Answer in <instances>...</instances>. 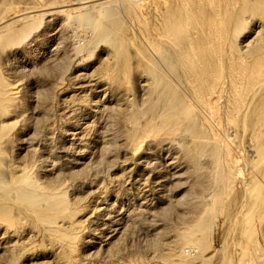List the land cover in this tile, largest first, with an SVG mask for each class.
Segmentation results:
<instances>
[{"label":"bare ground","instance_id":"bare-ground-1","mask_svg":"<svg viewBox=\"0 0 264 264\" xmlns=\"http://www.w3.org/2000/svg\"><path fill=\"white\" fill-rule=\"evenodd\" d=\"M33 1L0 0V59L1 55L4 52L6 53L9 47L12 48L11 52L17 56L20 47L28 42L25 34L33 28L31 24L23 26L20 19L6 21L5 15L12 11L16 4H23L28 7ZM59 1H63L64 4L61 6L58 4L56 8L53 7L54 9L47 17H53L54 21H58L62 16L65 18L77 15L79 16L77 22L80 21V25L81 23L83 24L82 20H80L81 16L86 21L84 24L87 23L88 26V23H90L89 27H92L91 32L88 33L82 30L85 31L83 34L70 29L72 34L67 36L74 37L76 33L80 34L76 41L73 40L70 43V53H72V59H74L75 63L73 64L74 69L72 76L66 75L62 81L58 82L61 91L63 90L65 93L64 96L66 98L70 97L73 103L79 107L78 114L74 113L76 117L78 115L83 120H86L85 123L80 121H74L71 124L66 123L70 127L69 131L72 132V142H78L79 150H81V147L83 149L78 152L77 156H82L83 159L91 147L90 143L92 141L89 143L88 139L86 140L89 132L87 127H90L89 125L94 120L90 118L96 117L101 107L111 104L112 99L118 109L122 108V106L125 107V105L129 108L130 106L135 107L128 95L137 88L135 83L136 79L138 80L139 78L140 89H138L141 91L140 95L141 93L143 94L144 99L140 100L142 101L141 103L137 101L139 96L137 97L138 99H135L138 106H143L141 111L145 121L141 122L143 120L141 115L140 121L137 120L135 124L132 121L134 127L128 133V140H126L132 149L130 152L131 157L139 162L142 159H146L148 156L145 152H142L144 142L159 131L165 130L172 134L174 140L182 144L181 146L179 145L180 152L182 148L187 146L191 148V146H195L200 141L202 146H196L194 153L198 157L202 155L203 158L213 163V166L215 165L214 171L221 166L222 179H224L221 193L229 199V203L226 206L228 209L227 231L224 240L222 238L221 247L217 248L214 255L208 259L209 264H238V257L243 253L254 256L246 259L244 264H255L257 261L264 263V235L262 229L264 223V0ZM118 11L128 14L129 17L124 19L132 18L134 23L138 24L145 33L148 32L147 25L152 23L155 32L152 45L155 47L156 59L160 61V64L152 59L146 64L143 61H137L138 58H136L137 62L134 63L135 55H133L132 49L130 50L127 47V41L110 36L112 34L109 31L111 28H105L103 26L104 23L101 22L106 19H113V16ZM31 12L34 13L35 11ZM249 14H252V16H247ZM257 14L260 16L257 17ZM21 16L25 24H29L38 15L37 13L35 15L24 13ZM244 21L247 22V25H250L252 30L244 32L246 34L241 35V37L239 33L245 29ZM70 22L72 23V21ZM51 23L53 24V22ZM101 24L103 25L100 28ZM98 27L101 33L96 32ZM113 27L116 28L117 24L116 26L113 25ZM62 30V27L57 30H50V34L48 33L50 36L48 38L49 43L59 45L63 42L65 31L63 32ZM38 36L40 35H36L34 39L29 41H36ZM100 45L107 48V56L104 65L102 64L103 66L97 73L98 75H95L94 72L90 71L93 64L82 62V57L86 54H92L95 48ZM52 48L54 50V47ZM7 87L6 79L0 73V252L3 251V254H0V264H20V252L35 246V241H33L34 231L32 229L39 228L37 236H42L41 239H43L44 235L41 233H44L45 225H48L52 240L55 243L54 245H56L54 249L58 255L54 264H93L88 259L92 255L93 250L97 247L98 250H102L104 246L106 248L111 247L114 245L115 238L123 232L121 227H113V220L109 212L111 208H108L109 205L107 203L108 191L98 189L90 200V214L88 213L90 224L88 230H86L85 246L83 245L85 255L81 256L85 258L76 259L74 252L79 250V245L77 246L78 243L76 244V242L78 241L75 240L78 236H74L72 232L76 225H74L72 219L75 207L64 199L62 186L56 185L58 182L54 183L56 185L54 186L45 182L35 181L29 176L30 165H28V162L20 164L16 160L18 163H9L6 161L7 157L4 158V146L7 141L10 142L9 133L11 128V123H6L4 118L8 116L9 110L16 105L11 97L12 92ZM88 91L90 93L93 92L91 97ZM78 110L75 109V111ZM51 122L53 123V121ZM82 124L85 126L81 127V131L78 132ZM118 124L120 123L118 122ZM51 125L50 129L53 126ZM218 130L227 131V135H224L227 138L233 133V136L238 141V150L232 152L224 144L222 136L217 132ZM69 131L67 129L64 130L65 134L62 137L65 140L69 137ZM119 131L121 132V130ZM157 142L161 143L162 140ZM246 142L249 143V146ZM211 144L213 147H210ZM180 152L175 153L172 159H166L165 162L167 167L173 170V178L177 179L181 177L182 166L193 158L188 152L185 156L181 155ZM152 153L154 152L148 151V154ZM5 155L7 156V154ZM38 155L40 156V154ZM37 158L39 159L38 156ZM8 159L11 160L10 158ZM241 159L246 161L247 166L252 164L255 169L243 168L240 163ZM12 161L15 162L14 160ZM41 163L44 166L45 160H41ZM36 165L35 167H37ZM35 167L32 165L31 168L35 169ZM51 167L55 166L52 165ZM41 168L44 167L41 166ZM35 176L33 178H36ZM163 177L160 175V171L154 177L157 188L165 186ZM133 181L134 188L130 186L128 191L137 190L144 197L147 196L145 195L146 190L139 187L140 185L143 186L141 178L133 179ZM60 184L62 183L60 182ZM130 184L132 185V183ZM137 184L139 185L138 187L135 186ZM142 195H137L136 199L138 200ZM191 195L193 196L194 194ZM140 204H143V201ZM203 209L204 211L202 212H205V208ZM153 228L152 230H154L156 236L164 233L156 224ZM257 232L258 235H256ZM82 233L84 234V232ZM190 236L189 232L177 231L172 238L164 242L161 264H187L188 259H190L188 257L191 254H186L183 243L179 242V238L189 240ZM247 243H250L249 248L246 247ZM40 245L37 243V246ZM43 245L46 247V244ZM193 248L194 252L195 247ZM155 257V253L148 256L150 260ZM83 261L84 263H82ZM205 262L203 259L202 264H205ZM109 264L117 263L112 262Z\"/></svg>","mask_w":264,"mask_h":264},{"label":"rangeland","instance_id":"rangeland-1","mask_svg":"<svg viewBox=\"0 0 264 264\" xmlns=\"http://www.w3.org/2000/svg\"><path fill=\"white\" fill-rule=\"evenodd\" d=\"M58 4L61 6L64 4V2H60L59 0H34L33 3L30 4L31 6L28 5V7L27 5L16 4L14 9L9 12L10 14L7 13L5 15L6 21L20 19L23 26H27L30 24L33 25L32 30L34 32L31 30L27 32L28 34H25L28 42L27 44L25 43L20 47L17 56H15L11 52L12 48L9 47V49L7 48V52H4L5 54L3 53L1 55L0 59V73L6 79V83L8 85L7 88L12 92L11 97L16 104L9 110L8 116L5 117L6 119L4 118L6 123H11L9 133L10 142L7 141L4 146V158L7 157L6 161L9 163L19 162L20 164H26L28 162V165H30L28 170L29 176L35 181L45 182L50 185H54V183L58 182L56 183V185L62 186L64 199L73 207H75L73 210L72 219L74 225H76L73 229L74 231L72 232L74 236H78L75 240L78 241L76 242V244L78 243L77 246L79 245V252H74L76 259L85 258L81 256L85 255L84 239L87 234L86 230H88V226L90 224V221L88 220V216L90 214V200L98 189H103L102 191H108L107 203L109 206H107L108 208H111L109 209V212L111 219L113 220V227H121V230H123V232L121 231L122 234L115 238V241L113 243L114 245L108 247L109 249L104 246L102 247V250H98V247L95 249L96 251L93 250V253H91L92 255L90 256L91 258L87 257L93 264H109L112 262L117 264H161L164 242L172 238L173 234H175L177 231H185L191 234L189 240L179 238V242L183 243L186 254H191L188 257L190 259H188L187 264H202L203 259L204 261H206L205 264H209L208 259L214 255L217 248L221 247L228 225V209L226 208V206L229 203V199L221 193V189L224 185V179H222V170L220 169L221 166L218 167L216 171H214L215 165L213 166V163L209 162L206 158H203L202 155L199 157L195 155V147L202 146L200 141H198L195 146H191V148L188 146L186 148H182L180 152L179 145L181 146L182 144L177 140H174L172 134H169L165 130L159 131L156 135H153L145 140L144 146L147 149L143 146L144 149L142 152L146 153L148 159H142L141 162H139L131 157L132 155L130 154V152L132 149L131 147H129V142L126 140H128V133L133 130V125L135 124V122H137V120H141V108H143V106H138L137 101L139 102L140 100L144 99L143 94L141 93L140 95L141 91L139 90V78L138 80L136 79L135 83L137 87L135 91L137 90L136 92L138 94L134 91L131 94L129 93L128 95L130 101L132 100V104H134V106L137 108L135 109V107L133 108V106H130L129 108L125 105V107L122 106V108H119V111L113 99V103L111 102V104L105 107H101L102 109H99L97 116L90 118L91 120L94 119L91 124L92 126L89 125L90 127H87L89 134L87 133L86 140L88 139L87 141H89V143L92 141L90 143V146L92 148H89L88 153L86 154V156H84L83 159L82 156H77L78 152L83 149L81 147V150H79L78 142H72V132L69 131L70 127H68L66 123L71 124L74 121L85 123L86 120H83L82 117L80 118V116L78 115L76 117V114L74 113L76 112L78 114L79 107L73 103L70 97L66 98L64 96L65 93L63 92V90L61 91L58 82L62 81L66 77V75L72 76L73 73V64L75 63L74 59H72V53H70V43L73 40L76 41L77 37H79L78 35L85 33V31L86 33L91 32L92 27H89L91 25L90 23H88V26L87 23L84 24L86 21L80 16V20H82L81 22H83V24L81 23V25L83 26H81L80 21L77 22V19L79 18V16L77 15H72L65 18L64 16H62V18L58 21H54L53 17H47L54 8L58 7ZM31 11L35 12L33 13ZM41 11H44V13H42ZM24 13L28 15H35L37 13L38 16L36 19L30 21L29 24H25V22L22 20L23 17L21 16ZM252 14H249L247 16H252ZM115 15L113 16V19H111L112 22L110 19H106L105 21L103 20L101 23H104V25L101 24L100 28L102 27V25L107 29L111 28L109 30L112 33L110 34L111 37H117L127 41V47L130 50L132 49V53H134L133 55H135V61H133L134 63L137 61H143L147 64L152 59L156 63L160 64V61L156 59V52L154 50L155 47H153L152 45V41L155 38V32L152 23H149L147 25L148 32L145 33L140 29L138 24L134 23V20L132 18H129L132 20L124 19L125 17H129L128 14L118 11V13H116ZM256 16L259 17L260 15L257 14ZM119 17L120 19H118ZM69 20L72 21V23ZM125 20L127 22L126 24ZM108 21H110L111 23ZM113 21L117 22L113 24ZM51 22H53V24ZM128 22L131 23L129 24ZM61 23L63 24V26ZM75 23L79 24L76 25ZM243 23L246 29L249 24L247 25L246 21H244ZM116 24L117 27L112 28V26H116ZM60 27L63 28V32L65 31L63 34V42H61L59 45L49 43L48 38L50 37V30H57L60 29ZM128 27H130L131 30H129L130 28ZM70 29L81 33H76V36L74 37L67 36L68 34H72ZM245 29L239 33V36L246 34L244 32H250L252 30L250 28V25L247 30ZM96 32L101 33L99 27ZM35 33L36 35L39 34L40 36H38L37 40L34 42L29 41L34 39V37L36 36L34 35ZM66 43L68 44V46ZM56 46L58 47L56 48ZM52 47H54V50ZM98 47V49L95 48L92 54H86L82 57V62L93 64L90 71L94 72L95 75L104 65L107 56V48L103 45H100ZM136 58H138L137 61ZM89 91L88 93L91 97L93 92L90 93ZM135 98L138 100L136 101ZM141 102L142 101H140L139 103ZM75 109L78 111H75ZM11 110H14L13 113ZM131 117L133 120L130 119ZM144 119L145 118H143L141 122H144ZM51 121H53V123ZM132 121L134 122V124ZM118 122L120 124L122 123L121 126H119L120 124H118ZM49 124L53 125H51V129ZM84 126L85 125L82 124V126H80V128L78 129V132H80ZM124 127L125 129H123ZM65 128L69 131V137L68 139L66 138V140L62 137V135L65 134ZM119 130H121L122 133ZM217 132L222 136L224 144L228 146L232 150V152H234V150H238V141L233 136L232 132H230L232 133V135L228 138L224 136L227 135V131L218 130ZM161 140V143L157 142ZM93 142L97 143L94 144ZM171 144L173 147L171 146ZM212 144L210 145V147H213ZM246 144L248 145L249 143L246 142ZM175 150L177 151L175 152ZM148 151L154 153L148 154ZM178 152H180L183 156H185V154L188 152L193 157L192 160L187 161L186 164L182 166V171L180 173L182 179L181 177L179 179L173 178V170L169 169L165 164L166 159H172V157L175 156V153ZM5 154H7V156ZM38 154H40V156ZM37 156L39 157V159L37 158ZM8 158H10L11 160H9ZM40 158L41 160H45L44 166L42 165ZM74 159L77 161H75ZM12 160H14L15 162H13ZM32 162L35 163L33 164ZM240 163L245 169H255L252 164H249L247 166L244 159H241ZM35 164H37V167H35ZM32 165L33 167H35V169L31 168ZM52 165H54L55 167H51ZM41 166L44 168H41ZM159 171L160 175L164 176L163 178L165 180V186L163 188H157L155 185L156 179L154 177L157 176ZM33 175H36V178H33ZM137 178H141V184H143V186H139L138 184L135 186H139L141 189L146 190L145 195L147 196L145 197L141 194V192L138 193L137 190H133V192L128 191V189H130V186L134 188L133 179L135 180ZM60 182L62 184H60ZM130 183H132V185ZM136 194L138 196L142 195V197L137 200ZM191 194L194 195L192 196ZM141 200L143 201V204H140V202H142ZM203 208H205V212H202L204 211ZM198 216L200 217L199 219ZM155 224L159 226L160 230L164 231V233L159 235L160 237L156 236L154 230H152L154 229L153 227ZM168 226L170 227L167 228ZM45 227L46 229L44 230V233H41L42 235H44L43 239L45 240L41 239L42 236H37L39 228L32 229V231H34V240H32L35 241V246H33L35 249L32 247L30 249L21 251L19 258L20 264H43V262L44 264L55 263V259H57L56 256L58 255L55 253L56 250L54 249L56 245H54L55 243L52 240L53 238L51 236L50 230L48 229V225H45ZM262 229L264 235V223L262 225ZM82 232H84V234ZM256 235H258V232L256 233ZM39 242L40 244L42 242L43 244H46V247L43 244H41V246ZM37 243L40 246H37ZM249 246L250 243H247L246 247L249 248ZM193 247H195L196 252H193ZM80 252H83L84 254H81ZM153 253L156 254V257L150 260L148 256L153 255ZM0 254H3V251H1ZM253 257L254 256L252 254L250 255L247 253H243L239 255V259L237 260V262L238 264H244V261L246 259H250ZM84 261L82 263H84ZM257 262H255V264H264L263 262Z\"/></svg>","mask_w":264,"mask_h":264}]
</instances>
